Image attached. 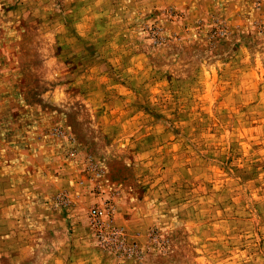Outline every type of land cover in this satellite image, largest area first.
<instances>
[{
    "label": "rangeland",
    "instance_id": "1",
    "mask_svg": "<svg viewBox=\"0 0 264 264\" xmlns=\"http://www.w3.org/2000/svg\"><path fill=\"white\" fill-rule=\"evenodd\" d=\"M0 264H264V0H0Z\"/></svg>",
    "mask_w": 264,
    "mask_h": 264
},
{
    "label": "built area",
    "instance_id": "2",
    "mask_svg": "<svg viewBox=\"0 0 264 264\" xmlns=\"http://www.w3.org/2000/svg\"><path fill=\"white\" fill-rule=\"evenodd\" d=\"M92 214H93V215H95V214H96V212H95V211H92Z\"/></svg>",
    "mask_w": 264,
    "mask_h": 264
}]
</instances>
